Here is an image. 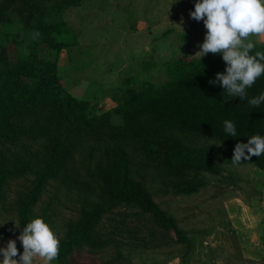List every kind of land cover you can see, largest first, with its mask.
<instances>
[{
  "label": "trees",
  "instance_id": "16d2710c",
  "mask_svg": "<svg viewBox=\"0 0 264 264\" xmlns=\"http://www.w3.org/2000/svg\"><path fill=\"white\" fill-rule=\"evenodd\" d=\"M83 1L0 0V23L17 18L23 30L31 35L22 52L18 40L0 33V144L35 140L34 116L51 105L69 131L89 134L104 128L108 135L103 154L87 168L93 194L86 196L78 218L67 222L58 258L64 259L74 248H86L91 253L104 251L109 244L115 253L122 255L120 238L136 235V229L128 224V216L117 211L120 216L112 217L116 236L97 229L103 215L111 216L119 205L138 207L167 231L168 238L172 231L177 236L175 242L189 243L186 237L179 236L174 220L153 201L146 181L137 173L143 167L148 169L142 177L148 175L151 181L159 180L177 194L197 191L204 184L198 172H219L216 156L234 153L236 143H247L252 135L264 136V103L257 108L248 103L264 92V75L246 90L247 96L241 100L223 92L219 83L215 86L209 83L216 73L225 71L221 54L209 53L201 60L179 57L165 62L167 80L155 83L143 79L138 83L127 77L115 106L95 113L92 103L74 97L58 74L62 49L75 45L77 40L67 23L57 17ZM255 51H264V44L255 45L253 54ZM113 116H119L122 122L113 124ZM225 120L235 124L236 137L225 133ZM208 138L219 141L221 146L201 143ZM197 139L199 143L195 142ZM80 149L78 139L45 144L42 153L32 156L13 153L9 147L0 149V213L14 210L23 229L45 187L63 174L67 178L68 165ZM133 156L139 158L136 163ZM247 161L264 170V155L252 156ZM20 178L28 180V187H23L16 199L7 201L6 190L13 180ZM49 207H43L37 215L45 223ZM135 238L138 243H133ZM135 238L124 243L128 250L148 245L144 238ZM170 258L155 264L166 263ZM255 264H264V258Z\"/></svg>",
  "mask_w": 264,
  "mask_h": 264
},
{
  "label": "rangeland",
  "instance_id": "374dc122",
  "mask_svg": "<svg viewBox=\"0 0 264 264\" xmlns=\"http://www.w3.org/2000/svg\"><path fill=\"white\" fill-rule=\"evenodd\" d=\"M195 2L85 0L79 6L65 9L57 19L67 23L77 40L75 45L63 48L59 56L58 74L67 90L76 98L89 100L92 111L99 114L115 106V99L121 96L127 77H133L138 83L143 79L155 83L167 80L165 62L179 57H198L194 55L200 50L206 29L202 20L196 21L190 16ZM0 33H8L18 40L22 52L31 38L17 18L0 23ZM251 39L255 45L264 44V35ZM33 121L37 125L35 140L0 144V149L9 147L13 153L32 156L42 153L45 144L58 140L78 139L81 146L68 165L67 178L63 174L48 184L32 208L30 221L43 207L50 206L46 223L61 242L67 222L78 218L86 204V196L93 194L87 168L103 154L108 135L103 132L104 128L99 133L89 134L69 131L63 118L56 115L53 105L42 114H36ZM121 122L119 116L112 117L113 124ZM201 143L215 148L221 146L219 141L210 138L202 139ZM232 157L233 153L216 156L218 173L198 172L204 184L191 194H177L171 186H162L159 180L152 182L148 175L142 177L149 171L144 167L137 173L146 181L153 201L174 220L179 236L186 237L189 243L175 242L177 236L172 231L168 238L167 231L138 207L119 205L111 216L109 213L103 215L97 229L116 236L112 230V217L120 216L117 211L128 216V224L136 229V235L120 238L122 255L115 253L110 244L108 249L95 253L86 248H74L71 254L64 259L58 258L53 264H155L170 256L173 257L161 264H255L243 259L238 248L239 236L236 237L235 232L237 228L239 232L245 229L250 238L258 240V232L262 229H256L258 220L252 211L262 209L264 170L243 158L242 163L233 165ZM138 159L133 156L135 163ZM28 185L25 178L13 180L6 190L7 201L16 199L19 191ZM258 215L264 217V214ZM22 230L14 210L0 213V248L6 247L9 240H15L18 252L22 254L23 247L18 239ZM135 237L144 238L148 245L128 250L124 243ZM137 241L133 239V243ZM33 264H45V261L37 256Z\"/></svg>",
  "mask_w": 264,
  "mask_h": 264
},
{
  "label": "clouds",
  "instance_id": "9594fccd",
  "mask_svg": "<svg viewBox=\"0 0 264 264\" xmlns=\"http://www.w3.org/2000/svg\"><path fill=\"white\" fill-rule=\"evenodd\" d=\"M191 18L203 21L206 33L200 50L194 56L200 60L205 55L221 54L226 64L224 72L216 73L209 83H217L230 97L247 96V89L264 75V51H255L254 36L264 35V0H196ZM254 108L264 103V92L248 100ZM224 131L230 137L237 136L235 124L225 120ZM247 150V155L245 153ZM264 155V136L248 137L247 143H236L233 165H239L252 156ZM22 254L18 252L15 240H9L6 247L0 248V264H33L34 257H41L45 264H53L59 257L60 240L45 223L36 217L26 224L20 235ZM19 257L16 259V257Z\"/></svg>",
  "mask_w": 264,
  "mask_h": 264
},
{
  "label": "crops",
  "instance_id": "0c3cea01",
  "mask_svg": "<svg viewBox=\"0 0 264 264\" xmlns=\"http://www.w3.org/2000/svg\"><path fill=\"white\" fill-rule=\"evenodd\" d=\"M260 206V205H259ZM262 209L258 211H252L255 217H257V230H261L259 233L258 240L255 238H250L249 233L245 231V229H241L242 231L239 232V229L237 228L235 235L239 236L237 238L238 244H239V249L241 252V255L243 259L249 260V261H254V262H260L261 259L264 257V217L261 214H264V201L261 204ZM260 214L261 216H259ZM247 230V229H246ZM224 238L226 236L224 235Z\"/></svg>",
  "mask_w": 264,
  "mask_h": 264
}]
</instances>
